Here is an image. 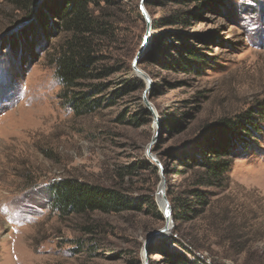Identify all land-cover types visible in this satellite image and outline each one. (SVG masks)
Wrapping results in <instances>:
<instances>
[{
  "label": "rangeland",
  "instance_id": "rangeland-1",
  "mask_svg": "<svg viewBox=\"0 0 264 264\" xmlns=\"http://www.w3.org/2000/svg\"><path fill=\"white\" fill-rule=\"evenodd\" d=\"M139 1L123 0L110 9L117 36L102 49L110 64L122 66L107 79L109 91L126 79L135 82L136 91L76 115L64 103L49 63L63 35H41L34 26L38 6L29 14L13 0H0V264H144L145 259L170 264L150 248L171 237L178 241L169 240V251L206 264H264V117L250 147L233 159L222 187L197 185V169L177 159L221 117L264 106V0L191 3L183 6L196 14L188 25L159 28L154 20L168 7L146 6L152 34L138 64L151 80L146 92V77L132 68L147 30ZM175 30L189 34V42L208 57L200 72L147 59L153 44ZM167 51L176 53L172 47ZM144 93L157 119L151 113L141 125L125 123L123 115L147 109ZM152 156L164 167L174 225L146 254L148 235L165 224L157 199L161 176L151 169L133 174L125 169L142 158L155 164ZM64 177L120 186L135 199L154 201L157 209L146 203L141 211L62 215L52 207L48 185ZM197 186L209 191V205L194 218H177L173 198Z\"/></svg>",
  "mask_w": 264,
  "mask_h": 264
},
{
  "label": "trees",
  "instance_id": "trees-1",
  "mask_svg": "<svg viewBox=\"0 0 264 264\" xmlns=\"http://www.w3.org/2000/svg\"><path fill=\"white\" fill-rule=\"evenodd\" d=\"M219 0H147L146 6L163 5L166 13L154 20L153 26H186L196 15L194 11L184 10L183 6L191 3L215 4ZM123 0H13L19 10L29 14L36 9L34 26L41 35L57 31L63 35L57 46L50 53L49 63L55 67L62 89L64 103L76 114L92 112L103 106L115 104V99L136 91L134 81L124 80V86L110 92L112 82L107 80L122 71V66L110 64L109 58L102 52L105 44L117 36L116 14L110 10L120 5ZM138 10L141 13L140 7ZM142 16V15H141ZM171 35L158 39L147 53L148 60H157L163 66L172 69L200 72V65L208 57L189 42V34L181 30L170 31ZM49 36V35H48ZM179 43H175L171 37ZM167 41L169 44H165ZM175 50L169 54L168 48ZM166 56L169 59L166 60ZM130 69V68H128ZM128 72L126 70L125 74ZM263 104L257 103L234 114L221 117L216 123L207 126L202 138L194 142L192 150H181L177 159L188 169H197V185L219 188L226 183L227 173L233 159L244 153L252 144L253 138L260 132V121L264 113ZM151 112L142 108L140 113L130 117L123 115L125 123L143 124ZM166 125H170L167 120ZM125 173L133 174L135 169H151L158 173L155 164L142 158L139 163L126 166ZM184 172V170H181ZM51 204L62 215H82L92 212H121L125 210H143V204L156 205L145 198L135 199L120 186H104L81 180L76 177H64L48 185ZM209 191L201 187H190L173 198L177 218L191 219L209 205ZM160 218L162 215L157 213ZM176 218V219H177ZM170 241L177 242L174 237ZM168 239H163L158 248L170 264H206L202 259H190L180 252L168 250Z\"/></svg>",
  "mask_w": 264,
  "mask_h": 264
},
{
  "label": "water",
  "instance_id": "water-1",
  "mask_svg": "<svg viewBox=\"0 0 264 264\" xmlns=\"http://www.w3.org/2000/svg\"><path fill=\"white\" fill-rule=\"evenodd\" d=\"M145 1L146 0H140L139 1V7H140L141 13L143 15V18H144V20L146 22L147 30H146V34L143 37L140 49L138 50L136 56L134 57V59L132 61V68L134 69L135 72H138V73H140V74H142L143 76L146 77L147 83H148V85H147V87L145 89V92H146L148 90V87L151 84V80L147 77V75L138 66L139 61H140V57H141V55L143 53V50L149 44L150 36L152 34L151 33L152 19H151V16H150L147 8H146ZM143 97H144V101H145V104H146V108L148 110H150L151 113L154 114L155 120H156L157 116L155 115L154 107L151 105V103L146 98L145 93H144ZM152 158L155 160V164L158 167L159 174L161 176V182H160L159 189H158V192H157V199L159 201V205L161 206L162 213H163L164 218H165V224H164V226L162 228H160L158 230H155V231L151 232L148 235V238H147V240L145 241V244H144V249L146 251V254H148V249H147L148 245L150 243H152L157 237L168 234L171 231V228L174 225V216H173V212H172V205H171L170 200L168 199L167 192H166V179H165V176H164V174H165L164 173V167H163V165H162V163H161V161L159 159H157L154 156H152ZM144 264H148L147 263V259H145Z\"/></svg>",
  "mask_w": 264,
  "mask_h": 264
}]
</instances>
